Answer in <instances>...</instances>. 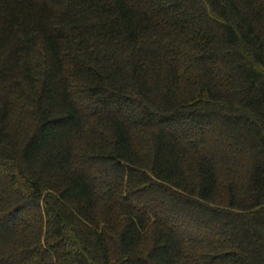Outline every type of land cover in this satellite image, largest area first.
<instances>
[{
	"label": "trees",
	"instance_id": "16d2710c",
	"mask_svg": "<svg viewBox=\"0 0 264 264\" xmlns=\"http://www.w3.org/2000/svg\"><path fill=\"white\" fill-rule=\"evenodd\" d=\"M0 264H264V0H0Z\"/></svg>",
	"mask_w": 264,
	"mask_h": 264
}]
</instances>
